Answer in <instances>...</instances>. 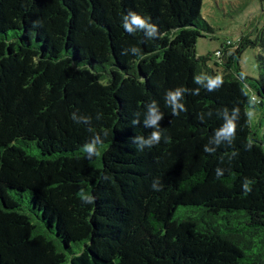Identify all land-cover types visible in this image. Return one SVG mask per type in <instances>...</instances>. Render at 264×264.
I'll return each instance as SVG.
<instances>
[{"label":"trees","instance_id":"trees-1","mask_svg":"<svg viewBox=\"0 0 264 264\" xmlns=\"http://www.w3.org/2000/svg\"><path fill=\"white\" fill-rule=\"evenodd\" d=\"M204 5L0 0V264H264V56L240 69L264 32L210 89Z\"/></svg>","mask_w":264,"mask_h":264},{"label":"rangeland","instance_id":"rangeland-1","mask_svg":"<svg viewBox=\"0 0 264 264\" xmlns=\"http://www.w3.org/2000/svg\"><path fill=\"white\" fill-rule=\"evenodd\" d=\"M203 17L213 29L212 34L199 38L195 45V56L202 58L211 55L215 61V70L223 75L222 56L218 54L230 43L234 50L242 36H250L256 41L264 32V0H205ZM218 54V55H217ZM264 56V46H252L242 52L240 69L247 79H256L259 75L257 57ZM235 87L240 91L238 85ZM241 100L239 101V103ZM239 108L235 121L241 128L248 129L252 123H258L261 112L256 109L245 111ZM264 158V151L256 147Z\"/></svg>","mask_w":264,"mask_h":264},{"label":"clouds","instance_id":"clouds-1","mask_svg":"<svg viewBox=\"0 0 264 264\" xmlns=\"http://www.w3.org/2000/svg\"><path fill=\"white\" fill-rule=\"evenodd\" d=\"M125 20H127V17L125 18ZM133 25H135L136 27L141 28V29L148 28L150 35L154 31V28L151 25L147 24V22L144 18H142L141 16L136 15V14L132 15L131 22L126 23L124 25V27L126 28L127 32L132 33L135 31V29L133 28ZM197 82L198 83L200 82L199 77L197 78ZM222 84H223V77L220 74H217L215 78H209L208 79V87L210 89H216V88L220 87ZM178 96H179V92H177L175 95H172L171 96L172 101H175ZM160 118H161L160 116L155 115V113H153V119L150 121V124L156 125ZM235 127H236L235 124L230 120L224 126L223 130L219 133V135L230 137L233 135V133L235 131ZM159 140H160V133L154 132L152 134V140L150 141V143L159 142ZM84 152L87 153V155L89 157H91L92 155L99 156L98 147L95 143L87 145L84 148Z\"/></svg>","mask_w":264,"mask_h":264},{"label":"built area","instance_id":"built-area-1","mask_svg":"<svg viewBox=\"0 0 264 264\" xmlns=\"http://www.w3.org/2000/svg\"><path fill=\"white\" fill-rule=\"evenodd\" d=\"M219 54V53H218Z\"/></svg>","mask_w":264,"mask_h":264}]
</instances>
